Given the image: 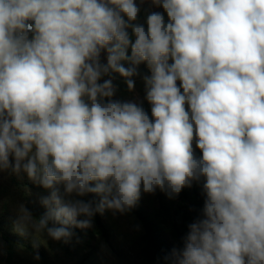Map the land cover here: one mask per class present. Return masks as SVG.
I'll return each instance as SVG.
<instances>
[{"label": "clouds", "instance_id": "obj_1", "mask_svg": "<svg viewBox=\"0 0 264 264\" xmlns=\"http://www.w3.org/2000/svg\"><path fill=\"white\" fill-rule=\"evenodd\" d=\"M145 2L163 12L141 22L137 0H0V172L50 192L38 223L19 206L16 231L68 242L142 192L197 182L202 218L166 259L264 264V0ZM141 64L150 115L113 99L111 74L134 91Z\"/></svg>", "mask_w": 264, "mask_h": 264}, {"label": "rangeland", "instance_id": "obj_2", "mask_svg": "<svg viewBox=\"0 0 264 264\" xmlns=\"http://www.w3.org/2000/svg\"><path fill=\"white\" fill-rule=\"evenodd\" d=\"M137 3L141 8V22H144L148 12H163L162 8H156L149 2ZM101 62L106 63V53H102ZM124 63L125 67L129 66ZM138 73L139 75L133 77L134 91L128 90L125 78L117 73L111 74L116 88L113 99L141 103L148 112L149 105L144 99L142 77L150 73L144 64L138 67ZM107 78L109 77H104ZM196 155H201L198 149ZM195 186H202V183L193 182L192 187L188 189L191 190ZM49 194V190L30 181L23 172L19 177L10 170L0 172V264H148L143 252L144 229L133 209L123 214L110 210L101 214L106 235L97 227L94 216L92 226L85 229L86 236L82 242H76L72 238L68 242L63 239L54 241L46 230L38 232L32 229L31 225L28 226L26 235H20L15 227L19 206L24 205L34 218L32 223H38L34 212L42 215L46 212L41 200ZM82 199L90 200L89 195ZM137 205L171 236L172 223L180 224L179 214L188 210L189 203L178 196L169 198L165 192L157 189L151 194L142 192Z\"/></svg>", "mask_w": 264, "mask_h": 264}, {"label": "trees", "instance_id": "obj_3", "mask_svg": "<svg viewBox=\"0 0 264 264\" xmlns=\"http://www.w3.org/2000/svg\"><path fill=\"white\" fill-rule=\"evenodd\" d=\"M149 105V104H148ZM151 106H148V113L151 114ZM178 197L189 203L188 210H184L179 214L180 224L178 222L172 223V234L168 236L161 226L155 222V220L150 217L147 212H145L140 206L136 204L133 207V212L137 219L141 222L144 234L142 237L143 240V252L144 259L146 263L150 264H171L170 258L173 249H182L184 245L185 237L189 231V224L196 221L197 219L202 218V209L204 204V196L202 193V186H195L193 189L185 188L178 195ZM90 200L97 201L98 198L89 195ZM34 215L39 219L42 214L35 211ZM95 221L97 227L105 235L107 234L103 222L102 216L100 213L95 215ZM56 226L52 222H49V227ZM70 231L73 232L72 239L76 242H82L86 236V230L70 227ZM47 232V231H46ZM51 238V237H50ZM52 239V238H51ZM54 240V239H52ZM59 241V240H54Z\"/></svg>", "mask_w": 264, "mask_h": 264}, {"label": "built area", "instance_id": "obj_4", "mask_svg": "<svg viewBox=\"0 0 264 264\" xmlns=\"http://www.w3.org/2000/svg\"><path fill=\"white\" fill-rule=\"evenodd\" d=\"M140 1V0H137V2Z\"/></svg>", "mask_w": 264, "mask_h": 264}]
</instances>
